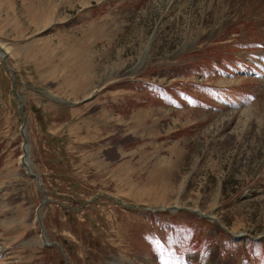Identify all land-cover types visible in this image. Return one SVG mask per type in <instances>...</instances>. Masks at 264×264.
Returning a JSON list of instances; mask_svg holds the SVG:
<instances>
[{
  "label": "rangeland",
  "instance_id": "obj_1",
  "mask_svg": "<svg viewBox=\"0 0 264 264\" xmlns=\"http://www.w3.org/2000/svg\"><path fill=\"white\" fill-rule=\"evenodd\" d=\"M0 47V264H264V0H0Z\"/></svg>",
  "mask_w": 264,
  "mask_h": 264
},
{
  "label": "water",
  "instance_id": "obj_2",
  "mask_svg": "<svg viewBox=\"0 0 264 264\" xmlns=\"http://www.w3.org/2000/svg\"><path fill=\"white\" fill-rule=\"evenodd\" d=\"M0 52H2V54H3V63H4V66L6 67V63H5V57H6V53L3 51V49H2V47H0ZM9 70V69H8ZM10 72H12L11 70H9ZM14 82V81H13ZM18 101H19V107H18V109H19V111L21 112V108H22V106H23V102H22V99L21 98H18ZM21 114L23 115V113L21 112ZM26 122H27V120H26V118L24 117V115H23V123H22V125H21V127H20V133H21V135H22V138H23V143H22V146H21V150H22V157H21V162H22V164H24L25 166H26V168H27V171H28V175L29 176H31V177H35L36 179H37V184H38V186L40 185V180H39V177H38V175L36 174V173H33V172H30V170H29V164L27 163V159H28V153H29V151H28V147H29V144H28V138H27V136H26ZM46 202V199L42 202V204H44ZM37 218H38V220H39V224H40V227H41V236H42V239L44 240V245L45 246H50V245H52V244H56V245H58L57 243H51V242H48L47 240H46V237H45V235H44V229H43V225H42V222H41V219H40V216H39V214L37 213ZM67 263V262H66ZM68 264V263H67Z\"/></svg>",
  "mask_w": 264,
  "mask_h": 264
},
{
  "label": "bare ground",
  "instance_id": "obj_3",
  "mask_svg": "<svg viewBox=\"0 0 264 264\" xmlns=\"http://www.w3.org/2000/svg\"><path fill=\"white\" fill-rule=\"evenodd\" d=\"M264 52V51H263ZM1 55H3L2 53H1ZM261 58L262 59H264V54H262V56H261ZM263 113V112H262ZM29 151V150H28ZM27 163L29 164L28 166H29V170H30V172H32L31 170H32V168H31V165H30V163H29V153H28V159H27ZM24 165V164H23ZM25 166V165H24ZM27 169V168H26ZM28 172V171H27ZM204 217V216H203ZM206 218H209L208 216L206 217ZM209 219H211V218H209Z\"/></svg>",
  "mask_w": 264,
  "mask_h": 264
}]
</instances>
